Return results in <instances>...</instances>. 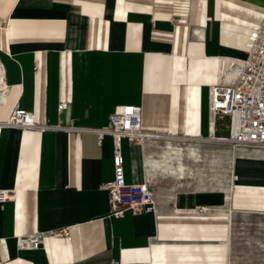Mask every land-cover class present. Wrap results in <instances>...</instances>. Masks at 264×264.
I'll return each instance as SVG.
<instances>
[{
  "label": "crops",
  "instance_id": "obj_1",
  "mask_svg": "<svg viewBox=\"0 0 264 264\" xmlns=\"http://www.w3.org/2000/svg\"><path fill=\"white\" fill-rule=\"evenodd\" d=\"M263 18L264 0H0L9 87L0 121L20 107L39 122L101 128L134 104L145 131L226 135L228 118L210 116L209 87L234 80ZM160 141L182 142L122 139L126 182L150 180L157 206L114 218L103 188L114 177L112 136L5 129L0 190L13 196L0 202V264H229L221 208L264 213V160H237L225 191L185 178L181 161L164 168ZM34 233H44L40 247L21 249L18 237Z\"/></svg>",
  "mask_w": 264,
  "mask_h": 264
},
{
  "label": "built area",
  "instance_id": "obj_2",
  "mask_svg": "<svg viewBox=\"0 0 264 264\" xmlns=\"http://www.w3.org/2000/svg\"><path fill=\"white\" fill-rule=\"evenodd\" d=\"M180 22L185 23V19ZM246 57L242 66L232 68L235 76L232 82H220L209 87V113L214 123L217 118H228L226 135L206 137L175 136L145 131L143 129V108L141 105H119L110 115L109 125L101 128H89L73 123L63 124L39 122L32 110L14 108L7 120L0 121V136L5 129L36 131H67L77 135L83 132H96L99 140L106 135L114 139L113 166L114 177L103 184L111 197V213L114 218L122 217L127 211L134 215L156 211V199L150 180L140 183H127L125 177V157L122 151V139L131 142H144L149 139H176L182 142L229 143L234 146L264 148V18L261 25L253 30L245 43ZM38 68V66H37ZM1 75V74H0ZM9 87L4 76L0 77V102L6 100ZM67 102H60L62 112ZM10 189L0 190V202L13 195ZM67 236V229L55 233ZM44 233H34L18 237L21 249H37L43 242Z\"/></svg>",
  "mask_w": 264,
  "mask_h": 264
},
{
  "label": "rangeland",
  "instance_id": "obj_3",
  "mask_svg": "<svg viewBox=\"0 0 264 264\" xmlns=\"http://www.w3.org/2000/svg\"><path fill=\"white\" fill-rule=\"evenodd\" d=\"M163 146L159 152L161 163L178 165L181 161L186 169L185 178L196 181L209 188H226L236 181L235 165L237 160H264V148L249 146H234L229 143L208 142H173L160 141ZM180 149L182 154L178 158L173 155L167 158L168 148ZM196 150V154L193 152ZM237 151L238 157L233 161L231 154ZM195 156V158L193 157ZM176 160V161H175ZM237 186L233 185V188ZM221 211L231 219L230 232V261L229 264H264V213L248 212L224 206Z\"/></svg>",
  "mask_w": 264,
  "mask_h": 264
},
{
  "label": "bare ground",
  "instance_id": "obj_4",
  "mask_svg": "<svg viewBox=\"0 0 264 264\" xmlns=\"http://www.w3.org/2000/svg\"><path fill=\"white\" fill-rule=\"evenodd\" d=\"M193 154H196V150L192 151ZM167 154H168V158H171V156L175 155L177 156L178 158L181 156L182 152L180 149H175V148H172L170 147L169 151H167ZM174 157V156H173ZM195 158V156H193ZM176 161V160H175ZM179 164V163H178ZM182 164V162H181ZM181 166V165H180ZM183 166H181L182 168Z\"/></svg>",
  "mask_w": 264,
  "mask_h": 264
}]
</instances>
